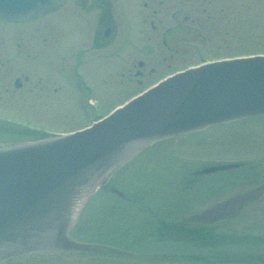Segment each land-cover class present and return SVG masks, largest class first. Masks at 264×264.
I'll list each match as a JSON object with an SVG mask.
<instances>
[{
	"label": "rangeland",
	"instance_id": "1",
	"mask_svg": "<svg viewBox=\"0 0 264 264\" xmlns=\"http://www.w3.org/2000/svg\"><path fill=\"white\" fill-rule=\"evenodd\" d=\"M80 1L70 0V13L53 16V35L46 47H36L41 43L37 34L36 40H29L28 27H0L5 63L0 69V145L85 128L173 72L205 61L264 54V0H111L118 26L116 42L138 37V45L133 49L132 43L123 61L142 56L140 33L135 34L139 26L144 29V77H134L140 69L135 65L132 75L122 78L119 59L86 50L89 41L82 48L80 39L87 31L76 7ZM106 7L100 4L97 10L103 12ZM45 26L39 23L40 29ZM18 31L21 38L16 36ZM18 39L26 40L16 57L13 46ZM41 48L39 59L24 57L38 54L36 49ZM18 77L24 86L16 90L13 84ZM40 79L46 93L41 91ZM231 163L241 167L198 176L205 167ZM107 182L131 200L99 189L80 213L70 238L121 251L128 249L116 244L136 242L144 246L143 262L123 255L59 252L3 264H163L159 255L182 261L186 256H200L199 252H210L218 261L238 259L235 264H256L260 256L264 258V118L156 144L112 172ZM236 199L247 201L234 219L214 227L186 223L180 232H188L191 239L170 241L153 233L166 228L159 221L185 223L189 216ZM151 254L158 257L149 258Z\"/></svg>",
	"mask_w": 264,
	"mask_h": 264
},
{
	"label": "water",
	"instance_id": "2",
	"mask_svg": "<svg viewBox=\"0 0 264 264\" xmlns=\"http://www.w3.org/2000/svg\"><path fill=\"white\" fill-rule=\"evenodd\" d=\"M59 1L0 0V16L29 19L57 9ZM258 117H264V55L187 69L83 131L0 148V263L37 252L123 254L68 237L108 174L155 143ZM238 167L219 165L199 174ZM242 202L225 204L211 220L235 214Z\"/></svg>",
	"mask_w": 264,
	"mask_h": 264
},
{
	"label": "flooded vegetation",
	"instance_id": "3",
	"mask_svg": "<svg viewBox=\"0 0 264 264\" xmlns=\"http://www.w3.org/2000/svg\"><path fill=\"white\" fill-rule=\"evenodd\" d=\"M69 1L70 0H66L64 4L59 8V10H57L56 12L44 14L30 21L20 22V23L16 22V23H13L12 25L18 28L28 27L27 29H29L30 36L32 35L31 38H29V40L31 39L36 40V38L39 37L41 39L42 44L38 43L36 47L37 48L40 46L46 47L48 38L52 39V35H53L52 34L53 16L55 15L59 16L62 14L69 13V5H68ZM80 2H81V6L76 5V7L83 11L84 20L87 22V26L85 27V31H87V34L86 35L83 34V37H82L83 42H81L83 43L82 48L84 49L85 45L88 46L87 44H84V43L86 41H89L91 42L90 47L88 48L85 47L86 50H89L91 48L90 50L103 51L102 54L107 56L108 58L119 59L121 63L120 67L122 68L120 69V76L122 78L123 77L127 78L131 76L132 75L130 73L132 71L131 69H133L135 65H138L140 69H138L134 73V77H144V29L142 27L140 28L139 26V31L136 30V34H135V36L137 37V35H139L140 33V37H141L140 41L142 45L141 46L142 56L140 57L139 60H136V59L134 60L132 56L129 60L126 57V60L123 61L121 58H123L124 56L123 54H125V52L128 53V49L132 46V43H135L133 45V49L138 45V43L136 42L138 40V37L135 38V40L133 38H123V40L116 42L118 26H117V20L115 17V11L113 8V3L115 1L81 0ZM100 4H107V7L105 8V10H103V12H101L100 10H97V7L100 6ZM39 23L47 24L48 26H45L46 28H43L44 30H42V28L40 29L39 27ZM105 23H107V25L103 27ZM5 24H9V23H6V21L0 18V27H2V25L4 26ZM45 30H47V32ZM36 34H37V37H35ZM16 36L21 38L22 32L18 31ZM22 39L21 40L18 39L19 43H17L16 41L15 50L21 49V46H22L21 43L26 40V39L25 40H22ZM1 47L3 48V46ZM47 49L48 48H45V49L43 48V50H47ZM36 50H38L39 53L34 54V56L33 54L27 53L26 54L27 59H30L31 61L39 59V55L41 53L42 48L36 49ZM3 52L4 51L0 48V69H2L1 67H3L5 64L1 58V55H3L2 54ZM36 55H38V57ZM44 76H47L46 73L44 74ZM18 78L21 79L22 77H18ZM25 82H28V78L25 79ZM141 83H142L141 81H137V84H141ZM44 84L45 83H43V81L40 79L39 85H40L41 91L46 93L47 88ZM13 86L16 90L21 89L24 86V82L21 81L20 84H17V86L14 83ZM160 232L162 234L164 233L170 234V232L164 231V230H161ZM171 236H175V235H171ZM212 264H222V263H212Z\"/></svg>",
	"mask_w": 264,
	"mask_h": 264
}]
</instances>
